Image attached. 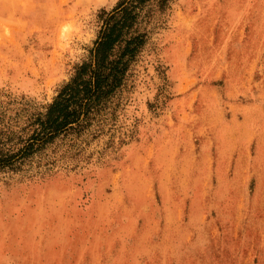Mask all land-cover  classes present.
I'll list each match as a JSON object with an SVG mask.
<instances>
[{
  "label": "rangeland",
  "instance_id": "374dc122",
  "mask_svg": "<svg viewBox=\"0 0 264 264\" xmlns=\"http://www.w3.org/2000/svg\"><path fill=\"white\" fill-rule=\"evenodd\" d=\"M117 1L0 0V99L51 101ZM147 27L112 140L0 173V264H264V0Z\"/></svg>",
  "mask_w": 264,
  "mask_h": 264
},
{
  "label": "trees",
  "instance_id": "16d2710c",
  "mask_svg": "<svg viewBox=\"0 0 264 264\" xmlns=\"http://www.w3.org/2000/svg\"><path fill=\"white\" fill-rule=\"evenodd\" d=\"M167 4L118 0L111 9H100L92 45L51 101L37 107L0 99V173L47 174L61 161L89 159L84 151L91 139L107 133L112 140L116 111L147 39V25Z\"/></svg>",
  "mask_w": 264,
  "mask_h": 264
}]
</instances>
